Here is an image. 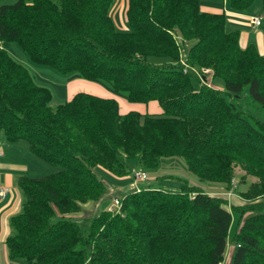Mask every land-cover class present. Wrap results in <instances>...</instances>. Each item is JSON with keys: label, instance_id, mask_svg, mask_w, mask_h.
Listing matches in <instances>:
<instances>
[{"label": "trees", "instance_id": "16d2710c", "mask_svg": "<svg viewBox=\"0 0 264 264\" xmlns=\"http://www.w3.org/2000/svg\"><path fill=\"white\" fill-rule=\"evenodd\" d=\"M227 2L239 12L253 0ZM113 3L17 0L0 5V43H16L32 62L67 80L96 82L129 103L155 101L161 109L120 114L115 99L83 92L52 109L49 90L36 85L0 47V137L24 141L31 155L60 168L17 179L23 203L9 219L14 233L5 240L8 260L221 264L231 212L225 199L186 184L179 192L124 194L117 213L99 211L87 224L86 219L82 224L69 220L106 193L95 167L120 177L128 171V160L156 170L162 158L181 157L200 181L229 184L238 165L257 177L241 193L245 203L232 206L239 224L229 264H264V123L231 100L246 89L264 110V55L252 44L241 47L239 32L225 31V13L202 11L200 0H126V32L114 28ZM177 38L190 43L184 66ZM202 68L222 81L224 94L202 80L199 86L191 82V71ZM248 210L253 213L241 221Z\"/></svg>", "mask_w": 264, "mask_h": 264}, {"label": "rangeland", "instance_id": "374dc122", "mask_svg": "<svg viewBox=\"0 0 264 264\" xmlns=\"http://www.w3.org/2000/svg\"><path fill=\"white\" fill-rule=\"evenodd\" d=\"M201 4L208 5V0H200ZM6 4H13L16 0H9L6 1ZM219 3V6H218ZM217 2H213V6L215 9L218 8L220 11H224L225 13V31L230 32L233 30H237L240 34V41L244 39L246 35H248L249 41L248 44H255L260 54H264V43L263 41V34H264V9L262 8L260 0H253L252 4L247 7L246 9L234 12L230 9L227 0H225V6L222 8L221 0ZM118 4L113 7L112 14L115 17L113 19L114 28L120 31H128V24L125 20L124 11H118ZM205 8H207L205 6ZM212 8V7H211ZM207 10V9H206ZM118 11V12H117ZM234 12V13H230ZM233 14V15H227ZM261 17V24L257 27H252L248 22V17ZM177 42L179 45L180 50V64L184 66V60L186 57V53L190 43H181L180 40L177 38ZM262 43V44H261ZM1 48H3L7 54L18 64L23 66L28 74L32 77L33 82L41 87L46 88L49 90L51 98L48 103L49 107L54 109L58 104H62L66 100V93L68 88V83L70 86L74 88L77 92H86L98 96L101 93L105 94L108 97H114L120 112L126 111H137L147 113L150 112L151 109L150 105H156L157 109L161 111L158 104L155 102H151L148 104H132L127 102L124 98L117 97L112 95L109 91H107L101 84L96 82H91L83 79H79L81 83L74 85L72 81L76 80H67V75L61 74L58 71L54 70L53 68L42 65L38 63L32 62L27 54L20 49V47L13 42H2ZM246 45V46H247ZM203 70H208L207 73H203ZM200 76H198L197 75ZM212 71L208 68H202L200 70L191 71L190 73V80L195 86H199L200 80L204 82L207 86L218 90L221 94H224V88L222 81L220 79H212ZM206 76V78H205ZM199 79V80H198ZM72 82V83H71ZM76 83V82H75ZM232 102L236 103L237 106L246 114L253 116L254 118L258 119L262 123H264V110L256 103L252 102L247 96V90L245 89L243 93L240 95L239 98H232ZM149 105V106H147ZM157 114L158 111H155ZM8 147V148H7ZM0 150L7 151V154L12 156V160L9 161L13 163L16 167L17 164L24 165L27 164L25 158L30 156L27 150V144L24 141H18L15 143H10L5 141L0 137ZM1 153V152H0ZM33 162H29L30 172L32 175L31 177H42L48 174H53L60 170L59 167L50 166L37 158H30ZM34 163V164H33ZM127 173L124 175L117 177L111 175L109 172L105 171L101 167H95L93 169L94 174L103 181L106 186V193L98 202H88L87 204L82 206V210L79 213L70 214L69 220H72L76 223L82 224L86 219V224L88 220L94 216L97 212L102 210H107L112 203V200L116 197H122L124 194L132 192V189L140 188V189H159L163 192H179L181 191V185L186 184L189 187L196 188L201 190L206 194H212L215 197L223 198L226 201V206L229 208L228 210L231 212L232 216V223L229 228L227 241H226V248L225 253L223 255V261L221 264H229L230 257L234 249V243L232 242V235L234 231L238 227V219L239 213L232 209V206H238L245 203L242 200L241 193L245 192L250 183H256L258 181L257 177L253 175H246L243 168L238 165L234 169V176L229 181V184L225 183H210L205 181L198 180L193 174H191L186 167L184 160L181 157H168L162 158L156 170H144L135 165V161L128 160L126 162ZM14 169V168H12ZM139 169L145 172L146 179L141 181H135L130 174V170ZM6 169H2L0 167V174L2 175L6 172ZM2 186V185H1ZM6 187V186H5ZM14 187L17 189L18 194H20V190L17 188L16 184ZM10 192V191H9ZM21 195V194H20ZM7 196V195H6ZM191 197V195L189 196ZM20 208L19 213L21 212V206L23 203V198L20 196ZM252 211H247L241 213V221L251 215ZM240 221V220H239ZM84 222V223H85ZM12 233L14 231L11 229ZM230 252V253H229ZM11 264H24L23 260H15L11 262Z\"/></svg>", "mask_w": 264, "mask_h": 264}, {"label": "crops", "instance_id": "0c3cea01", "mask_svg": "<svg viewBox=\"0 0 264 264\" xmlns=\"http://www.w3.org/2000/svg\"><path fill=\"white\" fill-rule=\"evenodd\" d=\"M6 1H9V0H0V5H3V4L8 3ZM213 2H217L218 3V0H208L207 1L208 5H206L204 3L202 5L201 4V1H200L201 10L202 11H205V12H209V13H216V14L222 13V11L218 10V8H216V9L214 8L216 6H213L212 5ZM221 3L223 5L222 6V8H223L225 6V0H221ZM116 4H118V8H117L118 11L119 12L120 11L122 12V10H123L124 11V16H125L126 0H114V3H113V5H112V7L110 9V12H109V15L111 17L112 22H113V19H115V17L112 14L113 13L112 10H113V7ZM205 6L207 8H205ZM218 6H219V3H218ZM223 13H224V11H223ZM230 13H234V12H230ZM227 15L230 16V15H233V14H227ZM113 25H114V22H113ZM116 31H118V30H116ZM126 31L127 30L120 31V32H126ZM262 36H263V41H264V34ZM248 41H249L248 35H246L244 37V39H242L240 41V34H239V45L241 47H246V45L248 44ZM262 45H264V43ZM254 46H255V44H254ZM0 47H1V44H0ZM256 49H257V47H256ZM262 55H264V54H262ZM73 80H76V81H72L71 80L74 85H77L78 83H81L79 81V79H73ZM67 85H68V88H67V93H66V96H65L66 97L65 102L68 101L69 99H71V97L74 94L79 93L74 88L71 87L72 85L70 86V83H68ZM83 93H86V92H83ZM99 93H100V95H103V96H99V97H102V98H113V99H115L114 97H108V96H106L105 94L101 93V91H99ZM87 94H90V93H87ZM92 95H94V94H92ZM96 96H98V95H96ZM151 102H155V101H151ZM151 102H149V103H151ZM147 106H149V105H147ZM150 106H151V109L149 110L150 112H147V113L154 114V113H156L155 111H158L157 114L160 113L159 109L156 108L157 107L156 105H150ZM126 112H128V111H126ZM126 112H120L119 111L120 114H124ZM139 113L143 114L142 112H139ZM0 152H1L0 153V167H2V169H6L7 170L2 175L0 174V186L1 185L2 186H6V187H8L10 189V192L7 194V196L3 200H0V264H11V262L7 258V251H6V247H5V240H6V238L8 236H11L13 234L12 231H11V229L13 230V228L9 224V219L11 217H14V216H16V215L19 214V208H20V204H21V202H20L21 201L20 200V196H21L20 194H21V192H20V194H18L17 189L14 187V185L16 184V186H17V179L20 176H29V175H32V172H30V168H29V162L30 161L33 162L30 158H33L34 156L31 155L29 153V151H27L28 154H29L27 156H30L28 158H25L26 161H27V164L26 163L24 165L17 164L16 167H14L15 165L13 163H10L9 162V161H12V160H8V159H11L12 156L10 154H7V151L4 152V151H1L0 150ZM12 168H14V169H12ZM29 177H31V176H29ZM139 189L140 188L137 187L135 189H132L131 191L133 192V191H137ZM190 195H192V194H190ZM210 195H212V194H210ZM117 198L120 199L121 196L120 197H116L114 199H117ZM12 262H14V261H12Z\"/></svg>", "mask_w": 264, "mask_h": 264}, {"label": "built area", "instance_id": "2783aa9c", "mask_svg": "<svg viewBox=\"0 0 264 264\" xmlns=\"http://www.w3.org/2000/svg\"><path fill=\"white\" fill-rule=\"evenodd\" d=\"M248 22L252 27H257L261 24V17L255 16V17H248ZM185 71V69L183 70ZM208 70H203V73H207ZM198 75V73H197ZM199 76V75H198ZM200 77V76H199ZM130 174L132 175L133 179L135 181H141L146 179V174L142 170L139 169H133L130 170ZM10 189L5 186H0V200H3L6 195L9 193ZM121 202L120 199H113L111 205L107 209L109 212L117 213L120 209Z\"/></svg>", "mask_w": 264, "mask_h": 264}]
</instances>
